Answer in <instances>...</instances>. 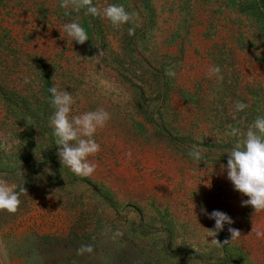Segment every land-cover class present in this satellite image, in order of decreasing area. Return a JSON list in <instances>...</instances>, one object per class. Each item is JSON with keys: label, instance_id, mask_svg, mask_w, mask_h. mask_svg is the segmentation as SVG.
<instances>
[{"label": "rangeland", "instance_id": "rangeland-1", "mask_svg": "<svg viewBox=\"0 0 264 264\" xmlns=\"http://www.w3.org/2000/svg\"><path fill=\"white\" fill-rule=\"evenodd\" d=\"M60 2L0 0V179L26 189L16 213L0 211V264H264V211L221 169L232 129L264 116V0H93L135 13L119 28ZM73 20L83 45L61 38ZM52 86L72 94V115L110 113L90 176L58 157ZM201 209L234 221L220 243Z\"/></svg>", "mask_w": 264, "mask_h": 264}, {"label": "clouds", "instance_id": "clouds-1", "mask_svg": "<svg viewBox=\"0 0 264 264\" xmlns=\"http://www.w3.org/2000/svg\"><path fill=\"white\" fill-rule=\"evenodd\" d=\"M60 7L65 10V14L71 10L80 13L82 10L85 15L101 17L110 21V23L119 28L126 23L135 24V13L128 12L122 4H108L99 7L93 4V0H61ZM138 26V25H137ZM60 30L61 38L64 34L83 45L89 40L85 28L77 21L73 20L63 25ZM135 28L128 29L129 35H134ZM221 69L215 66L209 69V75H216L219 79ZM173 67L165 70V75L175 76ZM28 80L25 78V83ZM51 93L50 103L55 109L49 118V126L53 129L55 144L58 148V157L63 167H67L77 176H90L96 169V164L89 160L90 156H95L100 151V144L96 142L94 136L98 129H102L109 121L110 113L104 108H97L94 111L84 112L79 115H72V105L75 100L72 94L66 90H59L57 86L49 88ZM236 112L245 110L248 105L237 101L234 105ZM233 136H240L232 149L228 152L227 165H221V169L227 171V178L234 185V189L248 199L242 201V206L250 205L254 213L264 211V116H257L255 120L247 127L246 132H241L237 128L232 129ZM189 156L199 165L204 160L203 154L199 150H192ZM17 187L19 190L17 191ZM26 191L24 187L13 186L7 181L0 179V211H6L14 214L18 211L21 204L20 195ZM209 219L215 221V226L209 230V236H212L213 243H220L215 239L219 231L223 230L225 223L231 225L234 223L232 218L226 213L214 210L207 213ZM252 230H255L254 225ZM231 240L240 235L236 228L229 227ZM121 233L117 232V235ZM257 235L264 233L257 232ZM225 240L224 243H228ZM93 245L82 244L77 249V255L92 253ZM194 259V258H193Z\"/></svg>", "mask_w": 264, "mask_h": 264}]
</instances>
